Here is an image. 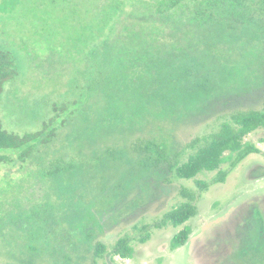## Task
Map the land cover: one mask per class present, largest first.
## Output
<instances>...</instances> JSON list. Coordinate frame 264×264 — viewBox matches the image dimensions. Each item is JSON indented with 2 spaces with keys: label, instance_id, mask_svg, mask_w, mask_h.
I'll list each match as a JSON object with an SVG mask.
<instances>
[{
  "label": "trees",
  "instance_id": "16d2710c",
  "mask_svg": "<svg viewBox=\"0 0 264 264\" xmlns=\"http://www.w3.org/2000/svg\"><path fill=\"white\" fill-rule=\"evenodd\" d=\"M103 4L112 15L108 34L80 42L66 89L13 97L29 100L31 108L26 109L30 118L16 132L10 123L16 118L2 119L1 111L7 106L3 95L8 84L20 75L14 56L0 46V149H20L17 158L1 154L0 164L35 165L51 182L62 221L69 225L65 231L76 239L62 248L57 220L43 213L45 226L37 230L39 236L32 230V242H48V248L31 245L30 264L43 254L54 264H98L106 253L131 258L132 237H119L109 251L100 237L110 224H119L121 215L137 212L153 197L146 182H164L171 191L173 177L192 179L218 170L210 181L196 180L195 189L181 187L180 204L140 227L146 233L138 239L146 242L152 225H184L170 242L178 249L190 239L192 228L186 222L199 216L203 193L224 183L250 154L261 152L244 139L264 128V100L225 109L217 98L245 90L264 69V0ZM210 115H224L218 130L177 145L178 129L193 117ZM188 148L194 152L183 160ZM226 163L228 168L220 169ZM137 186L143 193L132 196ZM117 208L116 217L107 213L111 219L101 218Z\"/></svg>",
  "mask_w": 264,
  "mask_h": 264
},
{
  "label": "rangeland",
  "instance_id": "374dc122",
  "mask_svg": "<svg viewBox=\"0 0 264 264\" xmlns=\"http://www.w3.org/2000/svg\"><path fill=\"white\" fill-rule=\"evenodd\" d=\"M114 1L123 2L125 6L129 0ZM104 5L103 0H0V46L14 56L20 75L19 78L13 79L12 84H8L3 95L7 106L3 114L1 111L2 119L16 118L14 123L10 122L16 129L10 128L11 130L16 132L17 127L30 118L26 114L28 113L26 109L27 107L31 109L29 100H14V96L19 93H31L34 97H39L42 91L46 90L56 91V94L64 91L72 70L70 60L74 53L80 56L82 49L80 42L83 45L86 40L90 42L108 34L105 30L109 28L112 15L110 9ZM253 81L241 92L235 89L234 92L218 97L217 99H221L225 106L223 108L259 105L264 100L263 68L255 74ZM223 116L193 117L188 125L178 129L180 132L177 136V145L183 147L197 136L218 130L224 120ZM244 141L254 142L261 152L250 154L232 170L224 183L213 184L203 193L198 204L199 216L192 217L186 222L192 228L188 242L175 250L170 246L172 237L184 225L175 227L167 224L161 228L152 225L150 238L146 242L138 239L146 233H141L140 227L143 224H154L165 212L180 204L184 200L179 194L181 187L195 189L196 180L210 181L218 170L200 173L192 179L173 177L171 191L164 182L154 180L146 182V188L153 197L147 198L146 203L137 212L129 216L127 213L121 215L119 224L117 223L115 227L110 224L100 237L107 245V251L119 237L124 235L132 237L133 256L112 257L106 253L104 257L98 259V264H233V256L228 255L232 251L231 246L227 242L216 241L219 230L213 232L212 227L207 231L208 235L204 232L199 235V232L207 219L210 222L205 229L215 224L220 230L227 231L225 221L229 219L233 209L235 211L256 194H253V190L249 191L253 176L249 171L255 169V172L259 168L261 170H257L255 174L264 175V128L251 132ZM19 150L0 149V155L7 153L17 158ZM193 152L194 149L188 148L182 159L185 160ZM226 168L227 163L220 167ZM137 192L141 194L143 189L137 186V190L135 189L131 195L135 196ZM118 210V208L110 210L102 214L101 218L111 219L107 217L109 216L107 213H110V217H116ZM47 211L57 220L56 228H59L58 234L62 236V248L66 247L65 243L68 247L69 244H74L76 239L70 237L69 231H65L69 225L62 221L51 182L42 177L30 161L0 164V264H30L27 263V258L30 259L33 252L29 248L35 245L32 242V230L34 235H40L37 230L45 226L46 222L43 221L42 215ZM134 223L139 227L135 228ZM26 243L28 248L23 255ZM47 243L35 246L48 248ZM217 258H221L220 263H217ZM31 262L54 264L53 258L45 254L35 256Z\"/></svg>",
  "mask_w": 264,
  "mask_h": 264
},
{
  "label": "flooded vegetation",
  "instance_id": "af4514ba",
  "mask_svg": "<svg viewBox=\"0 0 264 264\" xmlns=\"http://www.w3.org/2000/svg\"><path fill=\"white\" fill-rule=\"evenodd\" d=\"M254 170L249 171L250 175H253L249 191L253 190V194H256L243 202L235 211L233 209L231 216L225 221L228 230L222 231L215 227V224L205 229L204 227L210 222L207 219L199 232V235L203 232L208 235L207 231L212 227H214L213 232L219 230L216 241L227 242L231 246L232 251L228 255L233 256V264H264V183L255 184L264 182V175L255 174L261 169L258 168L255 172ZM220 259L217 258V263H220Z\"/></svg>",
  "mask_w": 264,
  "mask_h": 264
}]
</instances>
